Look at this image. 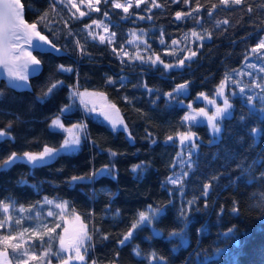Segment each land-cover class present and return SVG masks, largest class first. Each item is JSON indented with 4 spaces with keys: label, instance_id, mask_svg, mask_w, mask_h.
I'll list each match as a JSON object with an SVG mask.
<instances>
[{
    "label": "trees",
    "instance_id": "trees-1",
    "mask_svg": "<svg viewBox=\"0 0 264 264\" xmlns=\"http://www.w3.org/2000/svg\"><path fill=\"white\" fill-rule=\"evenodd\" d=\"M23 2L28 22L38 21V17L48 12L46 19L38 22V30L62 51L43 55L34 52L42 65L38 74L29 77L28 88L13 89L8 86V81L0 78V91L4 93L0 98V129H5L11 122L9 131L15 138L0 142V162L12 152H39L45 144L60 146L63 134L49 131L50 119L59 113L62 105L69 103L67 86L77 82L81 92L86 90L103 94L118 110L128 132L122 128L114 132L107 122L86 113L77 99L73 112L61 119L66 126L79 121L87 125L89 137L80 150L75 154H61L44 166L33 168L27 163L18 162L8 170H0V200L9 202L6 198H10L16 202L17 208L21 205L28 208L39 201L36 208L42 212L47 209L44 197L67 201L69 211L73 213L74 210V214L87 222L93 233L92 247L86 256L87 264H92V261L96 264H149L144 255L152 251L167 258L168 264H264V215L260 208L254 206L264 203V181L259 179L260 173L264 172V115L252 109L239 95H231L234 106L232 115L221 122L222 132L214 144H209L213 137L205 123H182L188 104L200 105L198 93L210 95L226 72L241 64L249 47L257 44L264 31V0H247L244 5L230 8L218 6L211 18L207 15V9L213 3L218 4V0H199L203 5L198 14L200 24L191 18L175 19V12H188L195 8L196 0H190L187 5L182 0L180 3L157 0L162 7L143 11L146 5H141L139 9H130L134 15L129 19L121 18L126 15L122 9H113L110 4L106 6L101 3L98 5L100 12H91L79 20L72 16L75 10L70 12L59 0H55V11L51 10L53 0ZM249 5L252 12L247 11ZM105 10L109 12V17L103 16ZM141 16L144 18L140 19ZM103 18L110 31L116 33L115 43L109 46L91 38L85 43L84 25L91 24L92 19ZM225 19L229 21L228 24L221 23L219 28L215 26L216 20ZM193 29L202 35L205 29L210 31L212 39H193L190 42ZM69 30L72 35H68ZM134 30L143 35L140 46L146 48L144 41L151 45V50L143 55L145 58L155 52L166 63H175L189 54L181 51L182 48L198 49L197 56L186 61L185 67L174 68L163 75L162 65H142L138 60H130L119 53L125 61L121 63L112 48L119 49L123 45V49H126ZM161 33L164 45L159 43ZM185 33H188L186 38ZM174 39L179 42L176 46L171 44ZM76 40L85 46L89 55L79 54ZM201 43L203 47H200ZM172 52L175 54L170 55ZM58 65L71 66L74 71L61 73L57 71ZM109 78L116 82L107 83ZM56 80L63 81L66 86L44 102L37 100L49 83ZM185 81L191 82L187 93L175 99L164 95ZM143 83L154 91L149 93L140 86ZM241 116L244 117L243 121ZM189 127L197 133L200 146L193 153L192 159L196 163L183 184V201L193 196L200 199L192 206L193 211L188 213L191 223L185 228L177 217L181 207L187 205H182L179 186L170 185L167 178L178 169L181 145L176 134ZM253 127L261 129L255 138L250 135ZM128 133H131V139ZM168 136H173L174 140L168 141ZM153 140L156 143H152ZM109 150L117 152V156L110 159ZM142 162L144 170L139 174L134 173L133 166ZM113 163L115 179L104 176L91 182L69 183L72 176L84 175ZM249 168L250 172L244 171ZM20 181H26V184ZM209 182L212 184L209 207L204 208L201 191L203 184ZM108 193L113 195L109 196ZM170 200L171 204L168 203ZM233 201L237 202L239 216L230 212ZM148 205H167V212L152 225L139 230L131 243L119 245L118 240L128 231L138 212L148 211ZM221 205L226 211L218 218ZM195 208L201 211H195ZM117 210L119 216H116ZM55 223H60L62 227V220L53 217L41 222L23 217L19 229L28 227L27 233L36 244L42 242L40 236H43V242L48 239V247L50 243L54 251L61 227L56 229V234H52L49 241V236L43 235L46 229L42 225L53 227ZM233 225L238 230L239 247L234 246V241L225 242L220 235ZM153 228L158 229L161 235H153ZM182 228L187 246H184L180 236L169 239L170 232ZM202 228L206 231L198 233V229ZM33 231L39 235L33 236ZM104 234L108 235V239H102ZM136 245L144 255L137 257L133 254ZM217 247L225 248L226 252L215 259L205 260V255L211 257ZM0 248L7 249L4 245H0ZM174 248L177 251L173 252ZM41 249L36 245L33 252Z\"/></svg>",
    "mask_w": 264,
    "mask_h": 264
},
{
    "label": "snow or ice",
    "instance_id": "snow-or-ice-1",
    "mask_svg": "<svg viewBox=\"0 0 264 264\" xmlns=\"http://www.w3.org/2000/svg\"><path fill=\"white\" fill-rule=\"evenodd\" d=\"M60 3L64 4L66 8L71 12L72 9H75V12L72 13L74 19L79 20L81 17L89 16L91 12H100L101 9L98 7L101 3L104 5H111L113 9H122L125 16L121 17L122 19H129L134 13H130V9L137 8L139 9L141 5H146L143 11H150L151 8H160L162 5L157 2V0H59ZM172 3H180L181 0H171ZM182 3L187 5L190 3V0H182ZM247 3V0H218V4H211V6L207 9V15L209 18L213 17L215 10L218 6L222 8H230L232 6L244 5ZM80 5H86L88 11H81ZM203 5L199 3V0H196V7L191 11L175 12V19L177 21H181L185 18H191L196 24L201 23V18L198 16L202 9ZM25 9L26 5L23 0H0V69H3L7 73L8 86L17 89V88H28L30 87L27 84L29 77L33 74H38L41 70L42 61L37 58L36 55H33V52H39L41 55L51 53L58 54L62 51L61 48H58L52 40L49 39L47 35L42 34L40 30H38V22L46 19L48 12L38 17V21L28 22L25 19ZM51 10H56L55 0L51 3ZM252 7L249 5L247 7L248 12H252ZM76 13H79L77 16ZM197 14V15H194ZM104 17H109V12L105 10L103 12ZM144 17L141 16L140 19ZM151 19V17H148ZM134 22V21H133ZM221 23L228 24L229 21L227 19L220 21H215V26L217 28L220 27ZM95 25L97 29L102 28L103 32L107 35L97 33L93 30L92 26ZM84 29L86 30L85 43H87V39L91 38L93 41L98 40L100 44H107L109 46L113 45L116 40V33L110 32L109 27L104 24L103 20L92 19L91 24H85ZM68 35H72L71 30H69ZM132 35L136 37L135 31L132 32ZM191 37L195 38L198 41L211 40L212 33L208 30H204V34L197 32L195 29L191 30ZM185 38L188 36V33L184 34ZM139 39V37H136ZM146 48L145 51L151 50V45L147 44V41H144ZM161 45L165 44V40L163 39V33H161V38L159 40ZM177 40H172V46L178 45ZM75 46L79 51L80 55H89L87 53L86 48L79 40L75 41ZM200 47H203L201 43ZM264 38H260L258 43L251 48V54L256 56L257 59L261 60L264 63ZM181 51H186L189 54L185 55L183 58H179L175 61V63H166L161 59L160 55L152 52V54L148 55L147 58L141 55L140 52H137L135 56H130V54L123 49V45L120 46L119 49L116 47L112 48V52L118 55V58L121 60V63H124V59L119 55V53H123V56H128L130 60H138L140 64H147L150 67H156L157 65H162L163 72H169L174 68H182L186 66V61H191L192 58L197 56L198 49L193 51L189 48H182ZM170 55H174L175 53H169ZM154 57V58H153ZM248 57L245 56V59ZM248 67L253 68L256 65L249 64ZM57 71L64 73H71L74 69L71 66L58 65ZM260 72H264V67L260 68ZM251 75V73H248ZM123 80V77L121 78ZM264 81V78H261ZM231 81L232 83H236L239 85V81L231 80V75L226 73L220 83L214 89V95L210 99L207 94L204 92H200L197 95V99L203 98L208 102V104L214 107V111L209 112V110L205 107H200L198 109H194L192 104H188V109L190 111L186 112L182 117V123H188L189 125L197 122V118H203L207 122V126L212 133V139L209 141V144L216 143L220 138V133L222 132L221 122L226 118H230L232 115L233 104L230 103V97L226 94L227 83ZM116 81L112 78L107 80V83L114 84ZM190 81H185L184 83L178 84L172 91L165 93L166 97L171 99H175L176 97L183 95L188 92ZM66 85L63 81H51L46 88L45 91L42 92L41 96L37 97V100L44 102L46 99L50 98L55 92ZM123 83L121 87H123ZM144 87L149 93H152L154 90L150 88L147 83H143L140 85ZM69 95L68 100L69 103L64 104L59 109V113L50 119L49 131L53 134H63V140L59 147H52L45 144L41 151L39 152H31L24 151L22 154H18L16 152H12L6 159L0 162V170H8L13 165L18 162H24L29 164L31 167L35 168L38 166H44L52 160H55L61 154H75L77 153L82 143L88 139L89 133L87 130V125L83 121H79L71 124L70 126H66L63 123L61 117L66 116L73 112L75 107V101L78 99L80 105L84 107V109L88 113L96 112L95 103L90 99L96 95V93H89L86 90L81 92L78 88L77 84L68 85ZM134 87H136L134 85ZM251 87L259 88L261 93L258 96H254L251 94L246 95V88L250 90L249 86L239 87V94L242 98L245 99L246 103L253 109H255V103L258 100L261 104V108L259 111L264 112V82H256L253 81ZM233 95L236 93L233 92ZM4 95L3 91H0V98ZM216 97L222 98V106L217 103ZM127 99V98H126ZM181 102L182 101H178ZM155 103V101H153ZM89 104H92L89 107ZM112 109H115V106H111ZM118 113V110H116ZM103 115L104 119L110 124L111 129L115 131H119L122 127V130L128 132L127 125L124 123V120L117 114L113 115L110 111L101 109L100 112ZM18 119V118H17ZM241 121L244 120V117H240ZM12 127V123L6 126L5 129H0V142H3L5 139L14 140L15 138L10 135V129ZM259 127H253L250 129V135L255 138L259 132ZM179 143L181 145V152L178 153L179 157V167L181 169L180 172L175 173L167 178V183L173 186H179L178 190L180 191L182 197V205L186 204L187 207L182 206L179 210V216L177 219L184 225L186 228L191 223V218L189 216V212L193 211L192 206L197 203L200 199L199 196H193L192 199L183 201L184 190L183 184L185 183V178L189 176L190 171L193 169L195 165V161L192 159L193 153L199 148L200 144L198 143L199 137L196 132L191 130L189 127L186 131L178 132L177 134ZM129 138L131 139V133H128ZM168 141H173V136L167 137ZM255 143V139L253 140ZM152 143H156L155 140ZM187 152V158L184 157V152ZM117 152L113 150H109L110 159L117 156ZM144 170L143 162L140 165H134L132 171L134 173H140ZM245 172H250L251 169H244ZM115 165L114 163L111 165H104L99 169H93L91 172L79 175L72 176L69 180L70 184H76L78 182L88 181L91 182L95 180L97 177L110 176L115 179L114 175ZM260 180L264 181V172L260 173ZM21 184H26V181H20ZM251 183V181H249ZM212 187L211 182L204 183L201 191V196L204 198V208L209 207L208 197L210 195V189ZM109 196H112V193H108ZM9 202H5V200H0V209H2L3 213H9L10 207L15 209V201L10 198H6ZM44 202L47 205L54 206L55 209H58L59 212L53 211L51 208L47 211V216L53 217L54 219L63 220L67 215L66 207L68 205L67 201H59L57 198H49L44 197ZM169 204L172 203L170 200ZM40 202H36V204H31L28 206L27 211L31 212L33 209L39 205ZM262 210V215H264V203H258L254 205ZM148 211H139L136 219L129 227L128 231L123 234L122 238L118 240V244L121 246H125L132 242V239L136 234H138L139 230H142L145 226L152 225L154 221L163 217L167 212V205L153 207L152 205H148ZM195 211H201L200 208H195ZM19 212H25V208L21 205L18 209ZM226 209L223 205L220 206L219 211L217 213L218 218L222 217L225 213ZM231 214L235 216H239V209L237 207V202L233 201V206L230 209ZM74 214V210H73ZM37 216L40 215L39 212L36 213ZM116 216H119V210L116 212ZM8 221H12V217L9 215L7 217ZM22 219V218H21ZM21 219H16L15 224H21ZM75 222L77 227L70 230L68 227L63 228V233L58 234L59 248L53 251L51 244L49 243V247L41 252V257H43L47 264H51V256H56L60 261V264H69L70 261L75 260L79 261L80 264H87L86 256L90 247H92L91 241L93 240V233L89 230L88 223L81 219L79 215H74ZM11 223H5L3 220H0V229L3 228H11ZM37 227H41L38 225ZM46 229L43 233L44 236H49V241H51V235L56 234V229L61 227L60 223H55L53 227H48V225H42ZM29 229L25 228L24 231L27 232ZM97 231H99L97 229ZM184 229L182 228L180 231H172L169 233V239L180 236L184 246H187V241L183 239ZM206 231V229H198V233ZM237 228L235 225L229 227L226 231L220 233L223 237L224 241L227 242L229 240L234 241V246L239 247L240 241L237 237ZM153 235L160 236L161 232L153 228ZM22 235V233L20 234ZM33 236L39 235L37 232L33 231ZM17 237L11 234L8 235H0V244L5 245V248L11 247L13 252L16 249L20 248L21 245L19 243H12L16 240ZM40 239L43 243V236H40ZM102 239H108V235L104 234ZM147 239H151L148 237ZM177 251V249H173V252ZM226 252L225 248L217 247L215 249L214 254L211 257L205 255V260L215 259ZM62 253H70V255L62 256ZM133 254L137 257H140L143 254L139 245L133 247ZM23 255L28 256V259L22 260L21 264H28L29 260H37L38 257L35 253L29 255L27 252H24ZM118 255V254H117ZM199 255V254H198ZM8 253L6 250L0 251V264H10L7 259ZM144 258L149 261V264H168L167 258L160 255L156 251H152L144 255ZM92 264H96L95 261H92Z\"/></svg>",
    "mask_w": 264,
    "mask_h": 264
},
{
    "label": "rangeland",
    "instance_id": "rangeland-1",
    "mask_svg": "<svg viewBox=\"0 0 264 264\" xmlns=\"http://www.w3.org/2000/svg\"><path fill=\"white\" fill-rule=\"evenodd\" d=\"M77 2L79 3V0H77ZM121 2H124V0H121ZM80 8H81V11H85L84 9L88 10L86 5H80ZM98 20H102V19H98ZM103 21H104V24L108 26V23L105 21L104 18H103ZM92 28L97 33L107 35L106 33L103 32L102 28L97 29L95 27V25H93ZM109 31H110V29H109ZM134 31L136 33V37H139V39L134 37L131 33L130 39H129V45L126 49H124V51L131 53L132 56H135V54L137 52H140L141 55H144L145 54V48L140 46L143 43V35L139 31H136V30H134ZM260 38H264V31L260 34L259 39ZM193 39H195V38L191 37V35H190L189 41L192 42ZM259 39H258V41H259ZM255 45L250 46L248 51L246 52L245 56L248 57L247 59H245V57H244L241 64L238 67L226 72V73H229L231 75V80L239 81V85H237L236 83H232L231 81H229L227 83V87H226L225 91H226V94L230 97V103H231V95L232 96L239 95V97L242 98L239 94V87H244L246 85L250 87V90L248 88H246V95L251 94L254 96H258L261 93V90L259 88L251 87L254 80L256 82H264L261 80V78H264V72H260V68L264 67V63H262L261 60L257 59L256 56L251 54V48L254 47ZM262 51H264V50H262ZM120 54L123 55L122 52ZM249 64L256 65V67L250 68V67H248ZM248 73H251V75H248ZM87 92L96 93L93 91H87ZM233 92H235L236 94L233 95L232 94ZM213 95H214V91L208 96L211 99L213 97ZM90 99L95 103V106H96V112L90 113L91 115L107 122L104 119L103 115L100 114L102 108L110 111L113 115L118 114L116 111V108L115 109L111 108L112 104L106 99V97L103 94L96 93V95L93 97H90ZM216 99H217V103L220 106H222V98L216 97ZM242 99L245 100L244 98H242ZM198 101H199L200 105L195 106L194 104H192V107L194 109H198L200 107H205L209 110L210 114L212 111L215 110L214 107L212 105L208 104V102L206 100H204L203 98L198 99ZM91 106H92V104H89V107H91ZM82 108L86 113H88L84 109L83 106H82ZM260 108H261V104L257 100L255 103V109L254 110H256L260 114L264 115V112L259 111ZM188 111H190V110L187 108V112ZM197 122H202V123H205L207 125L206 120L203 118H200V117L197 118ZM197 122H195V123H197ZM118 128H122V127L118 126ZM184 157L187 158V152L186 151L184 152ZM177 167H178V169L176 170L175 173H178L181 171V169L179 167V157L177 160ZM172 175H170V176H172ZM46 206H47V209L44 212H42L38 208H36L32 212H23L24 214L19 212L18 211L19 208H17V207H15V209L10 207L9 213H7V214L3 213L2 209H0V220H3L6 224L7 223L12 224L11 228L0 229V235H8V234L14 235L17 237V239L14 240L12 243H19L21 245V247L16 249L15 252H13V249L11 247H7V249H1L0 248V251H4V250L7 251V253H8L7 259L10 262V264H21L22 260L28 259V256L23 255L24 252H27L29 255H31L32 253H35L38 257L37 260H29L28 264H44V263L47 264V261L43 257H41L40 254L42 251H44L45 249L48 248V244H47L48 239L46 240V242H43V243L40 242V243L36 244L34 242V239L32 238V236H30L27 232L24 231V229L25 228L28 229V227L24 226L23 228L19 229L20 224L16 225L14 223L16 219H21L23 217H25L27 220H32V221H36V222L45 221L49 217V216H47V211L50 208L57 213L59 212V210L55 209L54 206H52V205L46 204ZM27 209L28 208H25L26 211H27ZM37 212L40 213L39 216L36 215ZM66 212H67V215L62 220V227L60 229L59 234L63 233L64 227H68L70 230L77 227V224H76L75 219H74L75 214L70 212L68 207H66ZM9 215L12 217L11 222H9L7 219V217ZM38 224H40V223H38ZM21 233H22V235H20ZM0 245H2V244H0ZM36 245L41 246L42 249L40 251L36 250L35 252H33V249H35ZM58 248H59V241H58V237H57V245H56L55 250H57ZM61 255L66 257L67 255H70V253H62ZM50 259H51V264H60V261L57 259L56 256H51ZM69 264H80V262L72 260L69 262Z\"/></svg>",
    "mask_w": 264,
    "mask_h": 264
},
{
    "label": "water",
    "instance_id": "water-1",
    "mask_svg": "<svg viewBox=\"0 0 264 264\" xmlns=\"http://www.w3.org/2000/svg\"><path fill=\"white\" fill-rule=\"evenodd\" d=\"M0 74H1L0 78H4L6 81H8L7 80V73L3 69H0ZM27 84H28V81H27Z\"/></svg>",
    "mask_w": 264,
    "mask_h": 264
},
{
    "label": "bare ground",
    "instance_id": "bare-ground-1",
    "mask_svg": "<svg viewBox=\"0 0 264 264\" xmlns=\"http://www.w3.org/2000/svg\"><path fill=\"white\" fill-rule=\"evenodd\" d=\"M33 55H34V52H33ZM0 77H1V74H0Z\"/></svg>",
    "mask_w": 264,
    "mask_h": 264
}]
</instances>
